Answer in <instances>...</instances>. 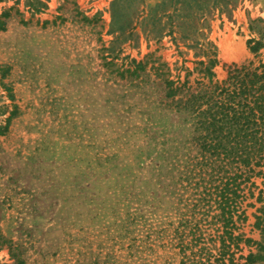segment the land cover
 <instances>
[{
  "label": "rangeland",
  "instance_id": "374dc122",
  "mask_svg": "<svg viewBox=\"0 0 264 264\" xmlns=\"http://www.w3.org/2000/svg\"><path fill=\"white\" fill-rule=\"evenodd\" d=\"M3 11L0 264H180L192 126L153 67L190 91L208 85V58L211 83L254 70L264 0H0ZM253 182L238 232L258 240Z\"/></svg>",
  "mask_w": 264,
  "mask_h": 264
},
{
  "label": "trees",
  "instance_id": "16d2710c",
  "mask_svg": "<svg viewBox=\"0 0 264 264\" xmlns=\"http://www.w3.org/2000/svg\"><path fill=\"white\" fill-rule=\"evenodd\" d=\"M6 15V11L0 14L1 31ZM250 43L253 52L262 45L251 39ZM198 64L208 85L192 91L185 87L186 80L179 84L178 79L163 78L169 70L163 71L161 63L153 67L155 76L162 77L164 98L174 102L176 113L192 126L195 154L177 179L185 182L182 187L193 199L189 214L178 222L180 264H239L240 259V264H264V211L261 207L256 209L259 215L254 214L259 239L244 237L238 230L246 216L237 201L253 196L254 178H262L264 184V63L254 70L233 68L221 84L211 83L214 58ZM136 68L142 70L144 64L138 62ZM256 198H261V190ZM212 209L219 212L210 214ZM240 243L249 248L244 256H236L243 249Z\"/></svg>",
  "mask_w": 264,
  "mask_h": 264
}]
</instances>
